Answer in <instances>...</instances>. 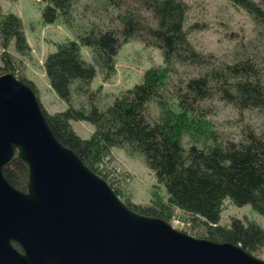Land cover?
Wrapping results in <instances>:
<instances>
[{
    "label": "trees",
    "instance_id": "obj_1",
    "mask_svg": "<svg viewBox=\"0 0 264 264\" xmlns=\"http://www.w3.org/2000/svg\"><path fill=\"white\" fill-rule=\"evenodd\" d=\"M39 2L45 25L63 23L74 35L56 43L43 62L50 89L66 104L51 114L40 104L56 139L104 179L132 211L167 223L176 216L174 211H180L192 236L238 244L264 257L260 226L239 218H231L228 226L218 224L225 200L236 207L250 205L264 217V134L247 119L252 112H264L261 4L229 0L263 31L257 32L259 40L251 50L243 48L233 62L226 63L209 62L214 58L192 47L185 28L188 7L182 0ZM77 21L87 25L76 26ZM132 38L158 49L162 64L147 69L139 83L101 109L88 90L96 70L82 59L80 49L91 50L109 74L119 46ZM0 48V75L11 73L37 96L34 83L22 75V57L30 55L22 21L14 13H5L1 4ZM190 67H196L197 74H190ZM74 93L88 98V109L73 107ZM207 102H220L233 110L232 132L226 134V124L220 132L212 127L206 115L214 110ZM81 121L92 127L88 138L72 129V122ZM114 148L139 154L156 183L164 186L166 197L153 191L149 204L134 203L127 190L128 174L110 165ZM2 171L14 188L25 189L26 166L16 157Z\"/></svg>",
    "mask_w": 264,
    "mask_h": 264
},
{
    "label": "water",
    "instance_id": "obj_2",
    "mask_svg": "<svg viewBox=\"0 0 264 264\" xmlns=\"http://www.w3.org/2000/svg\"><path fill=\"white\" fill-rule=\"evenodd\" d=\"M26 166L24 190L3 168ZM0 264H264L132 211L50 129L34 91L0 75Z\"/></svg>",
    "mask_w": 264,
    "mask_h": 264
},
{
    "label": "rangeland",
    "instance_id": "obj_3",
    "mask_svg": "<svg viewBox=\"0 0 264 264\" xmlns=\"http://www.w3.org/2000/svg\"><path fill=\"white\" fill-rule=\"evenodd\" d=\"M182 1L188 7L185 23V28L189 30L188 40L198 53L214 58L209 62H233L243 52V48L247 49L250 46L251 50V45L255 46L258 43L257 32L263 29L256 26L245 11L234 7L229 0ZM252 1L260 3L264 8V0ZM0 4L5 13H14L22 21L26 41L30 47L29 57H22V75L34 83L42 108L50 114L64 109L66 104L59 100L49 87L43 62L46 55L55 49V44L65 39H72L73 32L60 22L45 25L41 20L39 0H0ZM78 10L81 12L80 7ZM85 18L86 21L90 19L89 16ZM86 21L83 23L77 21L76 26H82V24L86 26ZM196 25L198 27L193 29ZM9 50H12V46ZM80 53L82 59L96 70L88 90L94 95L93 100L101 109L106 108L115 96L139 83L147 69L162 64L158 49L146 46L135 38L121 43L114 57L113 70L109 74L105 73L99 57L91 50L81 47ZM187 71L190 74H197L198 69L190 67ZM71 104L75 108L85 110L90 106L88 98L77 93L73 94ZM209 104L213 105L214 112L207 113L206 118L218 132L223 131L224 126L231 124L230 122L236 118V114L220 102ZM153 113L157 112L153 110ZM247 119L264 134V112H252L248 114ZM71 126L73 131L82 138H88L92 132V127L83 121L72 122ZM232 131L229 125L226 134ZM110 156L112 160L110 165L128 174L127 190L134 203L149 204L153 191H157L162 198L166 197L164 186L156 183L154 174L147 169L139 154H129L114 148ZM174 213L176 216L170 219V225L191 235L192 232L187 229L186 223L180 219L185 218V215L180 211H174ZM231 218L255 223L264 229V217L256 213L250 205L236 207L225 200L218 224L228 226ZM257 257L264 259L261 255Z\"/></svg>",
    "mask_w": 264,
    "mask_h": 264
},
{
    "label": "built area",
    "instance_id": "obj_4",
    "mask_svg": "<svg viewBox=\"0 0 264 264\" xmlns=\"http://www.w3.org/2000/svg\"><path fill=\"white\" fill-rule=\"evenodd\" d=\"M178 223H179V222H178ZM181 224L183 225V223H181ZM187 225H188V224L186 223V226H187ZM186 226H185V227H186Z\"/></svg>",
    "mask_w": 264,
    "mask_h": 264
},
{
    "label": "clouds",
    "instance_id": "obj_5",
    "mask_svg": "<svg viewBox=\"0 0 264 264\" xmlns=\"http://www.w3.org/2000/svg\"><path fill=\"white\" fill-rule=\"evenodd\" d=\"M170 224V223H169Z\"/></svg>",
    "mask_w": 264,
    "mask_h": 264
}]
</instances>
